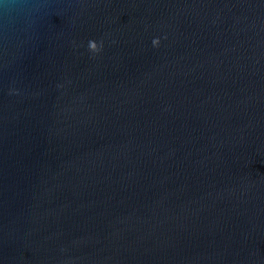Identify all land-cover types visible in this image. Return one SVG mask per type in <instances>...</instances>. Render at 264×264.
Returning <instances> with one entry per match:
<instances>
[{
    "label": "water",
    "instance_id": "water-1",
    "mask_svg": "<svg viewBox=\"0 0 264 264\" xmlns=\"http://www.w3.org/2000/svg\"><path fill=\"white\" fill-rule=\"evenodd\" d=\"M0 264H264V0H0Z\"/></svg>",
    "mask_w": 264,
    "mask_h": 264
},
{
    "label": "clouds",
    "instance_id": "clouds-1",
    "mask_svg": "<svg viewBox=\"0 0 264 264\" xmlns=\"http://www.w3.org/2000/svg\"><path fill=\"white\" fill-rule=\"evenodd\" d=\"M154 47H158L160 44L159 38H156L152 41ZM88 50L93 54H99L103 49V41L96 42L94 40H89L87 42Z\"/></svg>",
    "mask_w": 264,
    "mask_h": 264
}]
</instances>
